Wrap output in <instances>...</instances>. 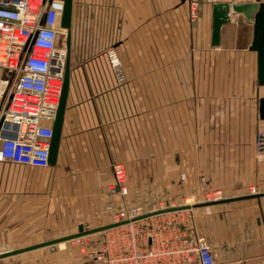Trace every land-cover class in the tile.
I'll return each instance as SVG.
<instances>
[{
	"label": "crops",
	"instance_id": "0c3cea01",
	"mask_svg": "<svg viewBox=\"0 0 264 264\" xmlns=\"http://www.w3.org/2000/svg\"><path fill=\"white\" fill-rule=\"evenodd\" d=\"M190 1L72 0L57 160L46 181L38 167L0 162V254L45 242L49 227L56 234L95 222L111 198L135 205L141 192L146 202L189 205L216 264H264V161L254 144L264 85L254 27L233 14L218 44L211 40L213 4L255 0H194L195 22ZM115 164L126 171L125 197L107 190ZM216 190L222 199L193 206ZM66 241L0 264H99Z\"/></svg>",
	"mask_w": 264,
	"mask_h": 264
},
{
	"label": "built area",
	"instance_id": "2783aa9c",
	"mask_svg": "<svg viewBox=\"0 0 264 264\" xmlns=\"http://www.w3.org/2000/svg\"><path fill=\"white\" fill-rule=\"evenodd\" d=\"M62 9L63 0H0V69L4 70L0 75V162L50 165V139L67 57L66 47L58 44L59 36L65 34L59 25ZM199 12V3L190 1V21L195 22ZM254 144L256 159L263 162L264 130L256 133ZM126 183L123 165L115 164L108 192L125 197ZM249 193H257L255 187ZM222 198L216 190L206 192L202 200ZM188 211L189 205L171 206L164 200L148 210L119 205L110 214L113 226L101 231L98 248L87 249L85 243L80 252L101 264H216Z\"/></svg>",
	"mask_w": 264,
	"mask_h": 264
},
{
	"label": "water",
	"instance_id": "95a60500",
	"mask_svg": "<svg viewBox=\"0 0 264 264\" xmlns=\"http://www.w3.org/2000/svg\"><path fill=\"white\" fill-rule=\"evenodd\" d=\"M71 11H72V0H63V9H62L59 25L62 29L65 30V47L67 50L69 49V45H70ZM233 14H241L243 20L248 24H252L254 27L251 49L256 51L257 53L258 83L260 85H264V2H259V0H255L252 2H232L229 4L228 3L213 4L212 30H211L212 45L216 46L218 44L221 26L223 24L228 23L230 21V16ZM68 73H69V65H68V61H66L62 90L60 94L59 104L53 120V133L50 139V147H49L50 165H54L57 160L58 146L61 135V126L63 123V115L65 110L67 90H68V82H69ZM259 117L260 119L264 120V98H262L259 101ZM246 197H259V194L247 195L240 198H246ZM206 204H210V202L196 204L193 206L206 205ZM112 226L113 224H107L93 229L78 232L63 238L45 241L26 248L17 249L11 252L0 254V258L17 254L25 250L48 246L61 241L71 240L80 236L101 232Z\"/></svg>",
	"mask_w": 264,
	"mask_h": 264
},
{
	"label": "rangeland",
	"instance_id": "374dc122",
	"mask_svg": "<svg viewBox=\"0 0 264 264\" xmlns=\"http://www.w3.org/2000/svg\"><path fill=\"white\" fill-rule=\"evenodd\" d=\"M58 44H59V46H64L65 45V34H61L59 36ZM0 75L1 76L4 75V70L0 69ZM141 163L144 164L143 162H141ZM139 167H140L141 170L143 169V167L141 168V166H137V167H135L136 170H138ZM37 170L41 173V177H42L43 181H46L47 179H49V177H50L49 168H47V169H38L37 168ZM138 196H140L139 199H141V201L139 200L138 202L135 203V205L140 206L142 210H148V209H150L151 205H153V203H156V202H158L160 200H163V199L159 198V199H156L154 201L146 202L145 199H144L145 198V193L139 192V193H137V198H138ZM122 200H123V198L122 199L121 198L120 199L119 198H111V201H109V204L112 207L106 208L104 210L105 214H102V215H99L98 217H96L95 218V222H90V223L85 222V223L80 224L79 226L75 225V228L72 231L63 230L60 233L53 234V232H54L53 229L54 228L53 227H49V228L43 230L42 239L41 240L46 241L52 235L53 236L62 235V234H65V233L71 234L70 232L76 233V232L89 230V229H93V228L108 224L107 222L111 221V218H110L111 212L120 204L119 202H122ZM165 203L168 204L166 199H165ZM102 238H103V233L102 232H96V233L89 234L87 236L79 237L77 239L68 240V241H66L65 244H66L67 247L75 250L76 254L78 253V255L82 256L83 254L80 252V246L81 245H83L85 243H88L87 249H96L100 245V243L102 241ZM53 247H55V246H53ZM75 256H77V255H75ZM92 260H94V259H92ZM94 261H96V260H94ZM97 263H99V262H97ZM99 264H101V263H99Z\"/></svg>",
	"mask_w": 264,
	"mask_h": 264
},
{
	"label": "flooded vegetation",
	"instance_id": "af4514ba",
	"mask_svg": "<svg viewBox=\"0 0 264 264\" xmlns=\"http://www.w3.org/2000/svg\"><path fill=\"white\" fill-rule=\"evenodd\" d=\"M66 53H68L67 49H66Z\"/></svg>",
	"mask_w": 264,
	"mask_h": 264
}]
</instances>
